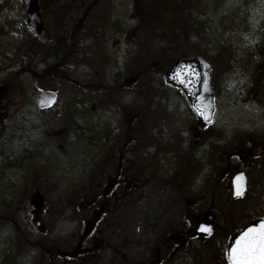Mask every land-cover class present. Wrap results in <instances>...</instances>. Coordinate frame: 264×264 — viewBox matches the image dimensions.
Wrapping results in <instances>:
<instances>
[{
    "label": "rangeland",
    "instance_id": "1",
    "mask_svg": "<svg viewBox=\"0 0 264 264\" xmlns=\"http://www.w3.org/2000/svg\"><path fill=\"white\" fill-rule=\"evenodd\" d=\"M39 1L45 24L40 38L25 21L28 0H0V264H82L81 218H91L99 204L115 205L111 194L101 193V184H108L107 177L127 158H132L134 174L143 171L136 175L140 186L130 201L119 203L121 210L112 214L124 226L112 243H123L128 227L135 240L128 252L142 259L151 245L148 226L155 222L163 230L175 224L180 210L189 206L178 191L191 187L199 192L209 172L206 144L202 140L195 148L189 135L194 115L165 85V73L184 59L210 61L220 100L218 124H227L230 135L238 125L234 120L247 114L233 89L241 79L251 86L248 75L259 60L254 57L259 49L253 48L264 47V0H250L248 12L243 0H190L192 41L180 47L170 43V15L163 16L158 33H142L136 0ZM60 40L61 53L74 50L62 58L67 67L61 64L57 70L68 77L40 78L47 68L41 62L33 66L36 81L27 73L36 58L31 54L43 56ZM223 42H233L234 51L227 53ZM39 91L56 93L59 103L38 110ZM102 132L101 143L89 141ZM16 138L28 142L26 153L15 158L13 168L3 169L2 150ZM187 150L195 151L197 161L186 157ZM3 180L9 181L7 187ZM36 191L47 201L43 228L27 214ZM92 194L99 196L87 206ZM108 237L106 230L99 238ZM102 243L97 241L96 252L104 256Z\"/></svg>",
    "mask_w": 264,
    "mask_h": 264
},
{
    "label": "flooded vegetation",
    "instance_id": "2",
    "mask_svg": "<svg viewBox=\"0 0 264 264\" xmlns=\"http://www.w3.org/2000/svg\"><path fill=\"white\" fill-rule=\"evenodd\" d=\"M263 48L261 45L253 48L255 51L259 49V53L254 55L259 60L253 72L248 75L251 86L241 79L233 89L235 94H239L237 99L242 110L247 114L240 122L234 120L238 125H235L230 135L227 134L228 129L226 131L227 124H218L220 100L216 95L213 77L216 115L211 124L205 125L192 107H189L191 98L199 90L202 81L199 64L195 62L183 64L188 61L173 64L170 71H178L181 75L166 76L165 85L176 91L173 96L186 101L194 115L189 134L191 138L193 137L191 142L196 144L194 147L198 148L202 140L203 146L206 144V160L208 159L206 167L209 172L204 178V185L199 192L192 191L191 187L178 189L177 195L187 198L189 206L180 210V216L178 211L176 218L179 216V220L163 230L156 229L158 224L155 222L149 225L147 231L148 239H151V245L147 250L149 253L142 259L134 260L128 249L135 240L128 227L126 233L122 235L123 243L119 242V245L112 243V239L119 235L117 229L122 230L121 228L124 227L121 220L118 222L112 220V214L121 210L119 203L130 201L127 199L128 196L140 186L136 175L141 176L143 171L142 169L140 173L137 171L138 174H134L132 158L123 160L124 164L107 177L109 183L101 184V193L111 194L110 197L115 205L99 204L92 212L91 218L84 215L82 217V237L79 247L81 257L84 258L82 264H94L93 260L98 261L96 264H231L228 253L235 237L253 223L264 219ZM224 123H227V120ZM185 154L191 161L194 157L197 161L195 151L187 150ZM241 174L245 177V191L235 197L234 178ZM166 179L171 181L170 177ZM97 196L99 195L92 194L90 199H93L86 202V205L88 206ZM128 208L129 204L126 209ZM36 216L37 212H33L32 218L35 219ZM158 217L160 215L154 216V218ZM205 225L211 230L203 231L201 226ZM113 226L116 228L114 229ZM106 230L109 231V237L100 239V234H104ZM98 240L103 242L99 250L104 256L96 252ZM122 248L124 251L121 250ZM91 251L93 255L87 257V253Z\"/></svg>",
    "mask_w": 264,
    "mask_h": 264
},
{
    "label": "trees",
    "instance_id": "3",
    "mask_svg": "<svg viewBox=\"0 0 264 264\" xmlns=\"http://www.w3.org/2000/svg\"><path fill=\"white\" fill-rule=\"evenodd\" d=\"M138 1L139 3L141 2L140 8L142 9H137L135 10V12L140 13V16H136V17L141 22V26L145 29L142 32L143 34L150 33V36H153V34L158 33L159 32L158 27L160 26L164 27L165 18L163 16L167 14V15H170L171 17V22H169V25L174 31L172 34L169 33L170 40L174 41V42L170 41V43H173V44L176 43L180 47L192 41L191 31L189 30V23L192 21L191 20L192 17L190 15L192 4L190 0H173V2L170 3V5L167 4V2L165 1L136 0V3H138ZM244 2L245 4H242L241 7H244V10L248 12L249 11L248 3L250 2V0H243V3ZM62 37L64 38L65 34H60V39ZM157 37L159 39L160 35ZM221 42H222V36L219 37L216 43L217 45H220ZM61 45H62V42L54 43L51 46V48L47 50L46 54L40 57L38 56V52H36L35 54L32 53L31 58H34V57L36 58L33 59L32 66L28 69L27 73H29L30 76L33 75L32 77L37 81L38 80L36 78L37 72L36 70L33 69V66L42 62L47 65V68L45 71L42 72V75L40 78L42 77L46 78L48 76L59 77V78L68 77L67 73H61L57 70L60 69L59 65L61 64L67 67L68 60L66 59V61L62 63V58L64 56L68 58L70 56L69 53L74 52V50L72 47L71 49L68 47V49L65 52L61 53V49H60ZM234 45L235 44L233 42H229V43L223 42L221 47L224 48V50H226L227 53L228 52L230 53L234 51L232 50ZM76 48L77 46L74 47V49ZM27 127H29V125L26 123V129ZM105 132H102L100 134L98 133L95 134V137H90L89 141L98 143V144L101 143V141L105 139V136H104L106 135ZM26 143L28 142H26L25 139L16 138L13 141V143L6 145L3 148L2 154H1V157H3V162H1L4 165L3 169H5L9 165H10L9 168H13L14 160H16L17 158H19V156L24 155L26 153L25 152ZM85 143L87 144L88 142L85 141ZM8 183L9 181L3 180L2 185L7 187ZM3 252L4 251H1L0 249V256L2 255Z\"/></svg>",
    "mask_w": 264,
    "mask_h": 264
},
{
    "label": "water",
    "instance_id": "4",
    "mask_svg": "<svg viewBox=\"0 0 264 264\" xmlns=\"http://www.w3.org/2000/svg\"><path fill=\"white\" fill-rule=\"evenodd\" d=\"M25 20L27 26L30 29L36 31V35L38 37L42 36L45 26L40 13L38 0H29V7ZM197 60L201 66L203 80L201 82L199 92L193 97L192 107L197 112V114L201 116V119L205 124H210L212 123L215 114V96L210 84L211 64L202 57H198ZM172 74L173 76L181 75V73H178L177 71ZM36 103L39 110H50L58 103V95L52 92L40 91L36 96ZM234 185L235 196L241 195L245 190V177L243 174L235 178ZM45 204V196L42 194V192L38 191L35 194L34 199L30 202L28 209L29 214L31 215L34 210H37L39 213H41L45 209ZM261 222L250 227H254ZM38 224H40V222ZM244 231L236 237L232 247L235 246L236 240L244 233Z\"/></svg>",
    "mask_w": 264,
    "mask_h": 264
},
{
    "label": "snow or ice",
    "instance_id": "5",
    "mask_svg": "<svg viewBox=\"0 0 264 264\" xmlns=\"http://www.w3.org/2000/svg\"><path fill=\"white\" fill-rule=\"evenodd\" d=\"M203 231H210L208 226H201ZM232 264H264V221L247 228L229 249Z\"/></svg>",
    "mask_w": 264,
    "mask_h": 264
}]
</instances>
